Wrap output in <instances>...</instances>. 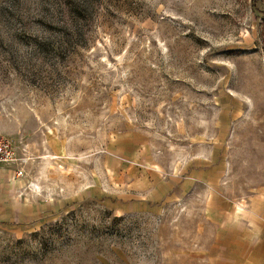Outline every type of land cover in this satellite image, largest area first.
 Listing matches in <instances>:
<instances>
[{"label":"rangeland","instance_id":"1","mask_svg":"<svg viewBox=\"0 0 264 264\" xmlns=\"http://www.w3.org/2000/svg\"><path fill=\"white\" fill-rule=\"evenodd\" d=\"M0 132L18 199L72 200L0 264H211L264 187V0H0Z\"/></svg>","mask_w":264,"mask_h":264},{"label":"crops","instance_id":"2","mask_svg":"<svg viewBox=\"0 0 264 264\" xmlns=\"http://www.w3.org/2000/svg\"><path fill=\"white\" fill-rule=\"evenodd\" d=\"M11 166H0V225L24 223L36 219L47 211L63 209L72 200L63 197V200L41 199L30 190L22 198L17 194L13 184L7 183L5 171ZM173 192V187L167 185L163 193L152 192L145 196L142 203L132 202L123 207V213L131 209L145 208L146 200H160L165 194ZM22 193V192H21ZM71 198V197H70ZM68 199V200H66ZM222 243L214 254L211 264H264V187L250 194L249 198L241 203L240 210L227 223Z\"/></svg>","mask_w":264,"mask_h":264},{"label":"built area","instance_id":"3","mask_svg":"<svg viewBox=\"0 0 264 264\" xmlns=\"http://www.w3.org/2000/svg\"><path fill=\"white\" fill-rule=\"evenodd\" d=\"M19 161L13 141L0 132V166H12Z\"/></svg>","mask_w":264,"mask_h":264},{"label":"trees","instance_id":"4","mask_svg":"<svg viewBox=\"0 0 264 264\" xmlns=\"http://www.w3.org/2000/svg\"><path fill=\"white\" fill-rule=\"evenodd\" d=\"M256 6V5H255Z\"/></svg>","mask_w":264,"mask_h":264}]
</instances>
